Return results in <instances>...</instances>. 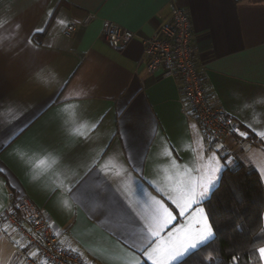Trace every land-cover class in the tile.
<instances>
[{
    "label": "crops",
    "instance_id": "0c3cea01",
    "mask_svg": "<svg viewBox=\"0 0 264 264\" xmlns=\"http://www.w3.org/2000/svg\"><path fill=\"white\" fill-rule=\"evenodd\" d=\"M170 1L0 0V145H6L0 151V212L12 192L44 208L58 242L87 264L127 262L120 238L139 239L154 200L174 208L147 180L166 190L179 188L215 154L227 157L221 160L226 168L238 161L253 166L264 183V0H173L189 16L208 103L234 125L232 136L214 142L204 137L180 78L148 73L137 40L116 51L101 39L106 22L155 36L169 18ZM89 14L92 20L83 25ZM67 26L75 27L70 37L63 34ZM12 136L17 138L9 144ZM105 146L109 155L118 154L116 170L92 175L78 193L94 209L93 218L64 191L70 180L85 175L83 167L69 171L68 161L90 163ZM144 152L147 180L128 159ZM49 154L57 158L55 165L34 166ZM119 164L136 183L116 175ZM104 180L119 191L110 192ZM198 219L190 210L174 223L192 226ZM22 254L24 260L32 254L25 242Z\"/></svg>",
    "mask_w": 264,
    "mask_h": 264
},
{
    "label": "built area",
    "instance_id": "2783aa9c",
    "mask_svg": "<svg viewBox=\"0 0 264 264\" xmlns=\"http://www.w3.org/2000/svg\"><path fill=\"white\" fill-rule=\"evenodd\" d=\"M169 18L153 37H141L112 22L102 28L101 39L111 49L119 51L131 41H139L147 58L146 70H161L165 78L178 77L186 102L195 115L204 137L211 142L228 138L234 133L232 120L220 108L208 103L203 81L194 62L191 26L187 12L172 0L168 3ZM87 15L83 25L92 20ZM74 26H67L64 36L70 37ZM49 213L25 197L9 203L0 212V223H6L20 235L32 254L24 264H87L69 246L61 245L55 235Z\"/></svg>",
    "mask_w": 264,
    "mask_h": 264
},
{
    "label": "snow or ice",
    "instance_id": "6c2138e0",
    "mask_svg": "<svg viewBox=\"0 0 264 264\" xmlns=\"http://www.w3.org/2000/svg\"><path fill=\"white\" fill-rule=\"evenodd\" d=\"M60 23L63 24L64 21L61 20ZM35 31L42 32L45 29L36 28ZM66 87L67 83L62 85L57 90V93L53 97H50V101H54L55 96L62 93ZM36 118L38 119V116ZM32 122L34 123L35 121L33 120ZM28 126L31 125L29 124ZM240 135L245 136L246 133L241 132ZM16 138V136H12L9 139V144L14 142ZM4 147L6 145H0V151H3ZM108 147L105 146L97 152L91 158L90 163H85L80 157H69L68 161L70 166L69 171H71V167L73 166L77 168L83 167L85 175L75 178V173H72L75 179L69 181V185L64 191L73 200L81 204L93 218H95L94 209L89 204L81 201L78 193L83 185L87 183V179H90L92 175L99 173L107 175L106 170L110 167L116 170L119 161L118 154L109 155ZM105 156L108 159L104 163H101V160H104ZM128 159L132 163V170L139 171L141 179L147 180L144 176V162L147 159V153L129 156ZM201 159H204V157L202 156ZM222 159L227 160V157H219L215 154L207 157L208 163L202 168L197 167L192 169L189 173V179L183 182L179 188L166 190L157 186L152 180H147L157 192L161 193L164 199L170 201L174 208L170 209L161 200H154L156 208L151 216L144 218V231L139 239L129 241L128 238H120L123 245L122 251L131 259L127 262H114V264H149V262L150 264H175L176 261L182 260L183 257L198 249L200 245L210 239L214 234V230L212 224L209 222V213L201 205L205 201L210 200L213 190L218 187L223 179V172L227 165L221 163ZM56 163L57 158L49 154L47 158L39 159L35 162L34 166L47 170ZM228 163H231V161H228ZM4 171L5 169L0 168V173ZM116 175L127 177L128 181L136 183L131 176H128L127 169L123 164H119V170L116 171ZM103 183L110 192L119 191V189L113 190L107 180H104ZM190 210H196L199 213V219L195 225L177 227L174 223L177 217L190 214ZM98 222L103 223V221ZM162 234L166 235L167 239H164ZM257 251L259 252L261 261H264V247H260ZM231 260L232 264H238V257L232 256Z\"/></svg>",
    "mask_w": 264,
    "mask_h": 264
},
{
    "label": "trees",
    "instance_id": "16d2710c",
    "mask_svg": "<svg viewBox=\"0 0 264 264\" xmlns=\"http://www.w3.org/2000/svg\"><path fill=\"white\" fill-rule=\"evenodd\" d=\"M19 198L11 193L9 203ZM213 238L176 264H261L257 249L264 246V183L257 170L238 161L225 168L223 179L203 203Z\"/></svg>",
    "mask_w": 264,
    "mask_h": 264
},
{
    "label": "rangeland",
    "instance_id": "374dc122",
    "mask_svg": "<svg viewBox=\"0 0 264 264\" xmlns=\"http://www.w3.org/2000/svg\"><path fill=\"white\" fill-rule=\"evenodd\" d=\"M23 246L24 241H22L17 231L8 224L7 226L4 225L0 231V264H7L8 262H12L11 264H24ZM260 262L264 264L261 259Z\"/></svg>",
    "mask_w": 264,
    "mask_h": 264
}]
</instances>
